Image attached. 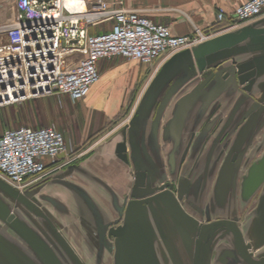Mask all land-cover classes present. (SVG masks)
Listing matches in <instances>:
<instances>
[{
    "label": "built area",
    "instance_id": "1",
    "mask_svg": "<svg viewBox=\"0 0 264 264\" xmlns=\"http://www.w3.org/2000/svg\"><path fill=\"white\" fill-rule=\"evenodd\" d=\"M0 0V107L51 94L71 101L85 98L99 78L100 59L118 56L159 65L174 53L264 15V0H245L216 22L232 23L218 31L194 27L172 33L140 9L122 0H15L12 19ZM111 22V29L89 28ZM54 126H18L0 132V178L18 190L50 177L77 154Z\"/></svg>",
    "mask_w": 264,
    "mask_h": 264
},
{
    "label": "water",
    "instance_id": "2",
    "mask_svg": "<svg viewBox=\"0 0 264 264\" xmlns=\"http://www.w3.org/2000/svg\"><path fill=\"white\" fill-rule=\"evenodd\" d=\"M229 64L231 65L227 69ZM209 68H217L219 74H224V78H229L230 84L235 88L240 86L246 92H249L253 85L262 86L264 84V15L236 28L220 32L191 48L174 53L162 64L159 71L146 86L136 112L129 119V123L123 127L128 129L130 152L128 153L125 139L118 142L115 146L116 156L125 162L131 161L134 173L130 193L131 199L125 207L122 224L117 227H110L108 230V236L115 237V264H159L157 263L153 247L156 233L150 220L153 216L160 217L159 213H161L162 218L164 217L167 223H169V218L176 221L174 220L176 217H173V213H176L179 216L178 219L188 220L189 222L187 223L192 224L188 225L189 231H193V228H198L199 223L189 216L181 206H178V198L180 196L176 198L170 191L155 193L159 187L157 189L148 187V167L145 164V161L148 162L149 159L148 151L143 136L136 140L135 135L137 134L135 130L137 129L135 126L136 124H141L142 121L144 122L145 113L153 105L159 90L175 75L183 74L175 82V85L179 86ZM213 75L214 73H211L202 80L198 84L199 89L194 88L193 91L177 100L172 119L174 126L186 117L189 113L188 111L195 106L199 99H203L201 109L198 111L201 114L217 98L219 90H222V88L212 92L211 95L205 91V84L212 79ZM226 83L228 81L224 84L226 85ZM256 105L258 103H254V106ZM245 127L233 146L235 151L239 150L249 133V130L247 131ZM236 158L239 157L234 152L230 159L224 163L222 175L218 180L215 194L220 195L222 198L225 197L227 189L232 185L233 176H235L234 170L237 167ZM57 177H60V175H57ZM263 181L264 154L260 160L252 164L248 177L243 180L242 190L244 196H249ZM65 184L90 209L95 225L106 231L109 224L103 223L100 211L88 192L71 181H66ZM163 186H166V184L161 185L160 189ZM32 193L28 188L18 190L0 178V222L6 228L4 231H12L23 241L24 246L18 244L11 236H4V233H2L3 229H0V264H36L37 261L39 264H62L61 259L67 262L72 261L74 264H84L75 250H73L74 248L70 245L68 239L58 229L57 224L60 227H62V224L50 210L46 209V207H41L32 200ZM111 196L115 203L117 200L115 195L111 194ZM168 197L174 200L175 208L173 206V208L168 207L173 204L167 199ZM13 204L23 207L24 213L34 223L36 228L29 225L25 219L14 211L12 208ZM56 222L58 223L56 224ZM221 224H224V222H212L200 227L202 228L201 231L210 230L212 235L223 227ZM180 226H177V229L181 230ZM249 227L250 229L247 230L253 233L251 238H259V244L263 245L264 188L259 205L253 212ZM227 231H233L238 239L242 238L237 226H228ZM158 232L163 237V232ZM165 246L168 247L166 241ZM26 247L27 249H25ZM240 253L247 264H264V252L260 260H254L251 257V253L248 252V246L240 249ZM60 255L62 258H60ZM242 262L244 263V261Z\"/></svg>",
    "mask_w": 264,
    "mask_h": 264
},
{
    "label": "flooded vegetation",
    "instance_id": "3",
    "mask_svg": "<svg viewBox=\"0 0 264 264\" xmlns=\"http://www.w3.org/2000/svg\"><path fill=\"white\" fill-rule=\"evenodd\" d=\"M230 65L227 66V69ZM217 70V68L204 70L199 79L195 81L196 83L193 84L190 92L194 88L197 89L202 80L214 73L212 79L205 84V91L211 95L212 92L222 88L218 93V96H220L223 93L228 94V91L232 88L235 91V98L213 103L208 113L204 117H199L196 121L197 124L194 123L191 132L178 142V148L174 146L173 141L170 139L167 141L159 140V151L148 148V187L153 189L159 187L155 193L170 191L176 198L180 196L178 206H181L189 216L199 223L198 228H193V231H191L193 232L191 236L194 242L190 246L183 244V242L180 245H175L177 248L175 255L185 257L183 261H171L172 264H207V262L208 264H247L240 253V249H244L246 246H248V252L251 253L250 255L254 260H260L263 257L264 242L261 245L259 244V238L252 239L253 233L247 229H250L248 225L253 217V212L259 205L264 181L249 196H244L242 185L245 178L243 176L244 172H247L249 167L252 166L251 164L258 160L264 152V84L260 87L253 85L252 89L246 92L240 86H237V88L231 86L229 78H224V74H219ZM227 81L229 85L228 83L224 84ZM165 95L166 90L160 95L159 103ZM225 102L228 103L224 105ZM254 103H258V105L254 106ZM244 127L247 131L249 130V133L239 150L235 151L233 146ZM234 152L239 157L235 159V163H237L234 170L235 176H233L232 185L227 189L225 197L222 198L220 195L215 194L217 183L222 175L224 163L230 159ZM169 153L174 154L167 155ZM249 155H252L251 159H249L250 157L247 159ZM58 182L56 178H49L28 186L27 188L33 192L32 200L41 207L50 210L48 203L55 204V200L46 190L45 192L43 190L49 184ZM165 184L166 186L160 189V186ZM131 189L123 204L114 208L115 210L110 219L108 214H104L99 210L103 223L109 224L106 231L95 225L92 212L80 199L85 216H89L91 220L89 221L80 214L78 220L82 231H77V234L81 244L70 243V245L84 264H115V237H109L108 230L110 227H117L122 224L125 207L131 199ZM167 199L173 203L168 207L175 208L174 200L169 197ZM12 208L29 225L36 228L24 213L25 210L21 205L13 204ZM159 215L160 217L153 216L150 220L152 228L156 232L153 247L157 263L163 264V260L159 257L166 256L165 241L167 242V240L164 241L167 238L166 231H181L184 234V231H189L188 225L191 223H187L188 220L178 219L179 216L176 213H173L176 221L169 218V223L164 220V217L162 218L161 213ZM82 217L86 222L81 220ZM212 222H224V224H221L223 227L212 235L210 230L201 231L200 226ZM177 226L183 227L184 230L177 229ZM228 226H237L242 238L238 239L232 231H227ZM57 227L62 233L64 232L58 224ZM158 231L163 232V237L158 234ZM2 233H4V236H11L18 244L23 246V241L12 231H2ZM227 233L229 236H226ZM177 241L176 238H173L174 244ZM202 257L203 259H201ZM60 258H62L61 255ZM61 261L62 264H74L72 261L67 262L63 259ZM36 264H39L38 261Z\"/></svg>",
    "mask_w": 264,
    "mask_h": 264
},
{
    "label": "crops",
    "instance_id": "4",
    "mask_svg": "<svg viewBox=\"0 0 264 264\" xmlns=\"http://www.w3.org/2000/svg\"><path fill=\"white\" fill-rule=\"evenodd\" d=\"M243 1L245 0H122L126 7L140 9L142 14L154 23L169 25L172 33L177 35L191 34L195 26L204 31L211 29L216 25V13L220 9L231 14L234 8ZM14 12L15 0H4L2 8L3 17L6 20H10ZM163 63L159 65L158 60L152 63H142L135 60L129 61L118 56L100 59L98 63L99 78L92 85L88 95L82 100L79 99L78 106L82 107L81 109H84L85 106L92 107L95 98L97 95H100L101 98L94 103V108H107L109 110L106 116H111L123 105L125 107L126 103L124 101L128 102L132 99V94L139 90L141 95L136 100L137 102L131 113L132 116L140 104L146 86L159 71ZM181 75L183 74L175 75L161 87L153 105L145 113L144 122L142 121L141 124H136L135 126L137 129L135 130L137 135L134 134L135 138L139 140L143 136L147 151L148 148L159 151V140L167 141L168 139L172 140L174 146L178 148V142L191 132V128L194 123L197 124L198 118L206 115L204 114L206 110L198 115V111L202 106L201 100L188 111L189 113L181 122H177V125L174 126L172 119L177 100L190 92L193 85L188 86L187 83L196 81L200 74L198 73L184 84L176 86L175 82ZM165 90L166 95L159 103L158 99ZM234 92V89L231 88L228 94L223 93L215 98V100L217 102L232 100L235 98ZM225 103L227 104L228 102ZM209 108L210 106H208V110ZM128 123L123 121L116 129V133L109 137V141L112 144L107 141L108 144L106 146L99 150H94L97 145L105 141L107 136H104L77 152L76 154L79 157L71 163L62 165L59 169L55 170L54 176L50 177L56 178V181L58 180L60 183H51L43 190V192L46 190L55 200V204L48 203L50 206L45 202L43 203L50 208L51 212L62 224V231H64L63 233L70 243L81 244V241L76 237L78 235L77 232L73 231V233L70 227L74 225L73 219L75 218L72 211L78 208V206L83 211V207L80 203V197L66 186V181H71L85 189L94 200L95 205L98 207L97 209L104 214H108L109 219L115 210L114 208L117 205L123 204L125 197L132 188L134 180L132 163L131 161L125 162L121 158L119 159L115 153L116 144L124 139L127 141L128 153L130 152L128 129L123 128ZM82 142L77 144L76 147L80 146ZM173 154L169 153L167 155ZM145 164L148 166V162L145 161ZM57 175H60V177H57ZM111 194H114L117 199L115 203L114 199L112 200ZM66 201H71V206L65 209L61 207V203H66ZM70 216L74 217L71 219ZM181 229L183 231V227ZM184 232L183 234L181 231H166L168 244L165 250L166 256L159 257V259L163 260V264H172L171 261L173 260L176 262L184 260L185 256L177 257L175 255L177 249L175 245H180L183 242V244L190 246L194 242L191 236L193 232ZM226 236H229V234L227 233ZM173 238L178 240L177 244L171 243L173 242ZM200 262L202 263V260Z\"/></svg>",
    "mask_w": 264,
    "mask_h": 264
},
{
    "label": "rangeland",
    "instance_id": "5",
    "mask_svg": "<svg viewBox=\"0 0 264 264\" xmlns=\"http://www.w3.org/2000/svg\"><path fill=\"white\" fill-rule=\"evenodd\" d=\"M107 25L109 26V29H111L112 23L108 22ZM194 83L196 82L191 81L187 84L188 86H192ZM140 95L141 92L139 90L134 92L132 94V99H130L128 102L124 101V103H126L125 107L123 105L111 116H106L109 110L107 108H94V103L101 98L100 95H97L92 107L85 106L84 109H81L82 107L78 106V102H80L79 100H76L74 103H72L69 102L66 98L60 99L55 94L38 97L32 100L30 99V101L26 100L25 102L21 103L9 104L4 107H0V132H2V130H4L5 128H15L22 125L31 127L54 126L56 129H58V131H62L66 138V143L70 145V148H74L84 139L85 140L83 142L88 139H91V142H96L98 139L107 136L108 139L106 138L105 141H102L94 148V150H99L106 146V144H108L107 141H109V137L116 133V129L119 127V125L123 121L126 122L130 117L132 110L134 109V105L137 102L136 100H138V97H140ZM200 101L201 99H199L197 104ZM215 102L217 101L213 100L209 104V106L212 107V104ZM207 110L208 107L204 114H207ZM110 142L111 141H109V143ZM251 156L252 155H249L247 159L249 157V159H251ZM261 157L258 158V160H260ZM258 160L254 161V163H256ZM250 168L251 167H249L247 172H244L243 176L245 178L248 177ZM70 202L71 201H66V203H61V207L66 209L67 207L71 206ZM79 208L80 207L78 206V208H75V210L72 211V213H74L75 215V218L73 219L74 225L70 227V230L72 232L82 231L81 225L79 224L80 221L78 220L80 214L86 217L89 221L91 220V218L87 215L85 216V213ZM73 217L74 216H70L71 219ZM81 220L83 222H86L83 217L81 218ZM0 229H3V231L6 230L1 222ZM76 237H78L79 239V235H77Z\"/></svg>",
    "mask_w": 264,
    "mask_h": 264
},
{
    "label": "trees",
    "instance_id": "6",
    "mask_svg": "<svg viewBox=\"0 0 264 264\" xmlns=\"http://www.w3.org/2000/svg\"><path fill=\"white\" fill-rule=\"evenodd\" d=\"M232 23V20L231 19H228V20H225V21H223V22H216V25L215 26H213L211 29H209V30H207L206 32H210V31H218V30H222V28H224V27H226V26H228L229 24H231ZM103 30H109V26L107 25V23H101V24H99V25H95V26H92V27H90L89 28V32L90 33H98V32H101L102 33V31ZM66 99L69 101V102H71L67 97H66ZM32 100V99H31ZM29 101H30V99H29ZM4 107V106H3ZM38 126H36V127H34V128H37ZM40 127H42V126H40ZM11 128H14V127H11ZM62 132V131H61ZM64 135V134H63ZM64 138H65V136H64ZM65 140H66V138H65ZM91 139H88V140H86L85 142H82V144L80 145V146H78V147H74V148H72V151H70V153L72 154V155H75L77 152H79V151H81L82 149H84L86 146H88L89 144H91L92 142L90 141ZM69 145V144H68Z\"/></svg>",
    "mask_w": 264,
    "mask_h": 264
},
{
    "label": "bare ground",
    "instance_id": "7",
    "mask_svg": "<svg viewBox=\"0 0 264 264\" xmlns=\"http://www.w3.org/2000/svg\"><path fill=\"white\" fill-rule=\"evenodd\" d=\"M252 124V123H251ZM233 232V231H232Z\"/></svg>",
    "mask_w": 264,
    "mask_h": 264
}]
</instances>
